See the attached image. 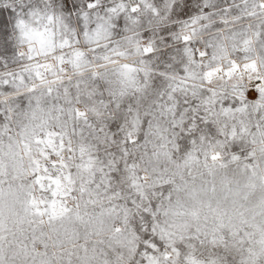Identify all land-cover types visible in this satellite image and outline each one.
Listing matches in <instances>:
<instances>
[{
	"label": "snow or ice",
	"instance_id": "obj_1",
	"mask_svg": "<svg viewBox=\"0 0 264 264\" xmlns=\"http://www.w3.org/2000/svg\"><path fill=\"white\" fill-rule=\"evenodd\" d=\"M0 264H264V0H0Z\"/></svg>",
	"mask_w": 264,
	"mask_h": 264
}]
</instances>
